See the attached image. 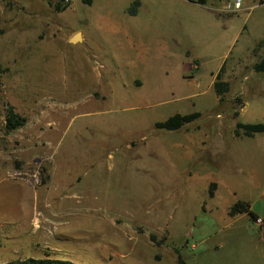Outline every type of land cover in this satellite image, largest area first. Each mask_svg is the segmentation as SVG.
Returning <instances> with one entry per match:
<instances>
[{"label": "rangeland", "instance_id": "obj_1", "mask_svg": "<svg viewBox=\"0 0 264 264\" xmlns=\"http://www.w3.org/2000/svg\"><path fill=\"white\" fill-rule=\"evenodd\" d=\"M55 1L0 0V263L264 264V219L229 216L244 201L264 217L250 179L264 134L234 136L264 123L259 100L240 115L264 85L262 0L239 13L226 0ZM9 106L27 120L12 132Z\"/></svg>", "mask_w": 264, "mask_h": 264}, {"label": "trees", "instance_id": "obj_2", "mask_svg": "<svg viewBox=\"0 0 264 264\" xmlns=\"http://www.w3.org/2000/svg\"><path fill=\"white\" fill-rule=\"evenodd\" d=\"M84 3L92 4L91 0H83ZM55 8L58 11L66 10L70 5L63 4L62 0L55 1ZM193 3H200L205 4L204 0H200V2L192 1ZM140 2H135L132 7L129 9V13L131 15H135L137 8L139 7ZM255 71L257 73H264V57L260 60V62L256 63ZM224 71V66L220 69L219 73L216 76V80L214 82L213 88L216 94L219 97L220 101H223L224 95L230 91V84L226 81L222 80V73ZM201 117V113L194 112L191 114H175L174 116L170 117L164 122H157L155 124L156 129L163 130V131H178L193 123L194 121L198 120ZM26 118L19 115L15 112V109L9 106L7 110L6 116V128L9 132L17 130L25 126ZM264 133V123H237L236 129L234 131V135L237 138L246 137V138H253L256 134ZM217 189V184L212 183L210 188V196L213 198L215 196V191ZM240 214L248 215L251 220L256 223L260 218L256 213L253 212L251 205L248 202L238 201L235 205H233L229 211L230 217H235ZM154 239V237H152ZM0 264H73L68 261L64 260H57V259H48V260H37V259H29L25 261H17V262H8V263H0ZM177 264H189L182 255H178V262Z\"/></svg>", "mask_w": 264, "mask_h": 264}, {"label": "crops", "instance_id": "obj_3", "mask_svg": "<svg viewBox=\"0 0 264 264\" xmlns=\"http://www.w3.org/2000/svg\"><path fill=\"white\" fill-rule=\"evenodd\" d=\"M261 2H264V0H262ZM141 4V3H140ZM140 6V5H139ZM250 8V7H249ZM247 9V7H246ZM138 10V8H137ZM137 15V11H136V14ZM82 34V33H81ZM83 38V37H82ZM217 75V73H216ZM215 75V76H216ZM254 95H253V94ZM249 94H250V99L245 101L243 103L242 106V111L240 112V115L242 113H244L245 111H247V109L249 108V105H250V101L251 100H259V102L264 105V85H261V86H258L254 91L250 90L249 91ZM219 98V97H218ZM264 133H261V134H256L253 138H250V139H254L257 135H263ZM235 136V135H234ZM237 138V137H236ZM243 138V137H241ZM239 139V138H237ZM254 176H251L250 179L252 180V183L253 185L257 186V187H264V168L262 167H259V169H255L254 170ZM217 184V186H219V184L217 182H214ZM258 215V214H257ZM260 217H262L264 219V217L262 215H258Z\"/></svg>", "mask_w": 264, "mask_h": 264}, {"label": "built area", "instance_id": "obj_4", "mask_svg": "<svg viewBox=\"0 0 264 264\" xmlns=\"http://www.w3.org/2000/svg\"><path fill=\"white\" fill-rule=\"evenodd\" d=\"M73 0H62L63 4L70 5ZM192 2L194 0H184ZM260 5H264V2H261ZM245 0H226L222 11L225 13H239L245 11ZM263 220L261 218L256 222L257 225L262 224Z\"/></svg>", "mask_w": 264, "mask_h": 264}, {"label": "water", "instance_id": "obj_5", "mask_svg": "<svg viewBox=\"0 0 264 264\" xmlns=\"http://www.w3.org/2000/svg\"><path fill=\"white\" fill-rule=\"evenodd\" d=\"M83 38H82V34L80 32L76 33L74 36H72V38L70 39L71 42L73 43H77V42H80L82 41Z\"/></svg>", "mask_w": 264, "mask_h": 264}]
</instances>
